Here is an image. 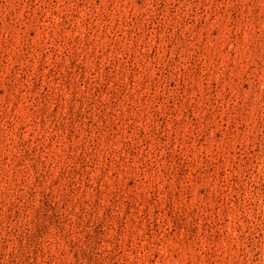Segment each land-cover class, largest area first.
Returning <instances> with one entry per match:
<instances>
[{
    "label": "rangeland",
    "instance_id": "1",
    "mask_svg": "<svg viewBox=\"0 0 264 264\" xmlns=\"http://www.w3.org/2000/svg\"><path fill=\"white\" fill-rule=\"evenodd\" d=\"M0 264H264V0H0Z\"/></svg>",
    "mask_w": 264,
    "mask_h": 264
}]
</instances>
